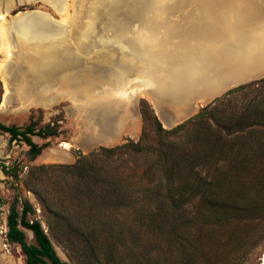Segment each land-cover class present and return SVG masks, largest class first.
<instances>
[{
	"label": "rangeland",
	"instance_id": "obj_1",
	"mask_svg": "<svg viewBox=\"0 0 264 264\" xmlns=\"http://www.w3.org/2000/svg\"><path fill=\"white\" fill-rule=\"evenodd\" d=\"M180 1L0 0V33L8 39L0 41V123L19 129L30 125L36 133L30 140L39 147L32 156L22 141L11 142L0 132V264H24L18 245L5 238L11 207L17 220L26 210V221L40 224L55 255L67 264H262L264 155L258 153L264 151L263 84L225 96L237 86L226 90L169 134L156 129L152 109L140 99L138 137L122 136L105 148L127 146L105 154L88 127L94 85L89 74L100 82L109 74L100 68L83 73L72 65L61 67L55 58L48 68L50 59L29 57L11 74L4 59L1 45L14 41L8 24L21 16L35 18V33L42 31L36 16L50 31L64 25L69 33L65 45L71 46L77 26L98 32L114 23L112 18L167 11L168 2L178 6ZM248 1L264 9V0ZM32 61L51 70V78L33 87L35 77L27 66ZM25 86L31 88L29 97L23 96ZM98 88L103 94V86ZM77 158L80 169L74 172L70 166ZM233 165L246 166L248 175L232 179ZM205 184L215 187L206 193ZM22 232L25 243L35 245L31 231Z\"/></svg>",
	"mask_w": 264,
	"mask_h": 264
},
{
	"label": "crops",
	"instance_id": "obj_2",
	"mask_svg": "<svg viewBox=\"0 0 264 264\" xmlns=\"http://www.w3.org/2000/svg\"><path fill=\"white\" fill-rule=\"evenodd\" d=\"M251 7L257 9L248 0H181L178 6L168 2L167 11L112 18L114 23L82 39L75 32V45L92 52H118L132 61L120 77L89 79L95 87L103 86V94L97 88L90 92L88 113L89 131L96 133L100 146H113L122 136L138 137L140 99L148 103L161 127L170 129L226 90L262 77L264 66L240 72L239 51L231 49L236 34L247 31L244 19L255 17L248 13ZM233 63L237 70L229 69ZM220 64L224 79L215 88L213 78Z\"/></svg>",
	"mask_w": 264,
	"mask_h": 264
},
{
	"label": "bare ground",
	"instance_id": "obj_3",
	"mask_svg": "<svg viewBox=\"0 0 264 264\" xmlns=\"http://www.w3.org/2000/svg\"><path fill=\"white\" fill-rule=\"evenodd\" d=\"M248 13H253L255 17L252 18L249 16V18L246 17L244 19V17L242 16L244 20H248L249 24L247 26V31L246 33L245 32L237 33L236 42L231 45L232 47L231 49L234 50L236 48L239 51L238 54H239L240 63L238 64L239 66L238 70H240V72H242L243 69H246V68L249 69V68L264 66V9H259L258 7L257 9H255V7L254 8L251 7ZM93 15L94 13L90 14V16H93ZM33 19L35 18L21 16L15 19L13 24L12 23L8 24L9 25L8 29L10 28L9 29L10 32L14 33V35L9 36L10 37L9 39L11 41L12 40L14 41L11 43V45L7 44L5 45V47L1 45V47L4 52L5 61L11 64V67H10L11 70L9 71L11 74L14 72V68L18 66L19 62H23V63L28 62L27 60L28 57L32 58V60L50 59L51 63H46L47 65L50 66L48 68H51L53 66L54 62H52V60L54 58L56 59V65L60 64L61 67L64 66L65 64L72 65V66H75V68H77L78 70H81V72L83 73H87L89 71L90 72L97 71L98 70L97 68H100V69H103L105 73L109 74L111 78L120 77L126 67L132 66V61L125 60L121 56V54L118 52L111 53V54L105 53L104 51L92 52V51L87 50L86 47L82 46L81 44L75 45V43H73V45L71 46H66L65 38L68 37V35H66V33L68 32H65V26L62 25V27L53 29L50 31V26L40 16L39 17L36 16V19L38 23H41L40 29H42V31L41 33H37V32L35 33L37 29V25ZM77 28H76V34L79 33V35L82 36L81 39L85 38V36H87L88 33L91 32L89 26L85 29L84 28L77 29ZM51 34H54V35H51ZM17 37H21L22 39L17 40L16 39ZM60 40H62V42L60 43L57 42ZM0 41L1 42L7 41L8 43V39L4 35L2 30L0 33ZM226 51H227V48H224V52ZM58 53H60L59 55L60 57L58 56ZM52 54H54L55 57H53L54 55ZM86 54H87V58H86ZM233 55H234L233 59H235V54ZM58 57L59 59H61L60 63L58 62L59 60ZM237 60H238V57H237ZM37 62L38 61L36 62L32 61L31 64L29 63L27 64V66H29V71H30L31 76L35 77L34 80H31V86L33 84L35 85L37 80H41V79L46 80L47 77H50L49 74L51 73V70H48L46 68L41 69L40 68L41 63H37ZM43 63H45V61H43ZM2 64L4 63L0 62V69H1V66H3ZM222 66L224 65L223 64L217 65V71H216L217 73L215 74L213 78L214 81L217 83L215 88L218 85H221L224 79V76L222 78L223 72L221 73L220 71V68ZM229 69L237 70L236 64L233 63V65ZM85 70H88V71L85 72ZM240 72H239V75H241ZM260 72H257V73H260ZM52 73L54 74L55 72L52 71ZM93 76H96V74H94ZM89 78H90V74H89ZM20 80L24 85H27L26 80L24 78H20ZM95 88H97V90L100 91L98 86L95 87V85H92L89 89L90 97L92 94L90 92L94 90ZM30 89L31 88H29V90L27 91L26 86H25V89L23 91L24 97H26V94L30 93ZM262 264H264V257L262 259Z\"/></svg>",
	"mask_w": 264,
	"mask_h": 264
},
{
	"label": "trees",
	"instance_id": "obj_4",
	"mask_svg": "<svg viewBox=\"0 0 264 264\" xmlns=\"http://www.w3.org/2000/svg\"><path fill=\"white\" fill-rule=\"evenodd\" d=\"M256 83H260L264 85V77L257 80V81H251L248 82L246 84L237 86L236 88H234L233 90H230L229 92H227L225 94V96H227L228 94H232L236 91H240L243 90L251 85H254ZM142 100L139 101V105L141 104ZM151 117L152 120L155 124V127L158 131L164 133V134H169L171 132H174L175 130L179 129L180 127H182V125H177L175 126L173 129L169 130V131H164L161 128V125L159 124L158 120L156 119V117L151 113ZM0 132L2 133H6L9 136V141H22L28 148H29V153L32 156H35L38 154L39 152V147H37L33 142H31L30 137L33 135H36V133L33 131L32 127L30 125L26 126L24 129H19L15 126H6L4 124L0 123ZM132 146H130L132 148L133 151L138 150V147L131 144ZM127 143L118 145V146H114V147H110V148H103V147H99V151L105 153V154H112L114 152H117L119 150H121L122 148L126 147ZM245 150H248L250 148L248 147H244ZM226 152V150L224 151V153ZM244 155L246 154V151H244L243 153ZM258 154L264 155V151H259ZM79 159L77 158L75 163L70 166V168L75 172L76 170H79ZM232 169L234 171L233 176L231 177L232 179L238 174L241 175H248L249 171L246 168V166H238V165H233ZM231 171V170H229ZM226 173V172H224ZM81 175V174H80ZM223 176V175H222ZM224 177V176H223ZM186 186V184L183 185V187ZM213 187H215L214 185H206L205 184V188L204 191H206V193L212 191ZM198 189H200V187H197ZM241 188V187H240ZM240 188H238L237 190H240ZM225 189L230 191L231 187L230 186H225ZM202 194V192H201ZM173 198L170 196V202H172L171 204H174V200H172ZM225 207V206H224ZM26 215V210H23L21 212V215L19 217V220H17V213L15 211V209L13 207H11L9 209V213L7 216V222H6V226H7V230H6V239L8 242L10 243H15L19 246L21 253L24 256V264H67L63 261H61L54 253L48 239L46 238V236L44 235L40 224L37 221H31L28 222L26 221L25 218ZM18 224L20 227L26 228L28 230L31 231L34 241H35V245H28L25 243L24 241V236L22 231L18 228ZM112 245H110V249ZM111 251V250H110ZM109 251V252H110Z\"/></svg>",
	"mask_w": 264,
	"mask_h": 264
},
{
	"label": "flooded vegetation",
	"instance_id": "obj_5",
	"mask_svg": "<svg viewBox=\"0 0 264 264\" xmlns=\"http://www.w3.org/2000/svg\"><path fill=\"white\" fill-rule=\"evenodd\" d=\"M103 148H105V147H103ZM18 228L22 231V228H23V227H20L19 224H18ZM6 230H7V226H6ZM22 233H23V232H22ZM5 234H6V232H5ZM5 238H6V236H5ZM6 240H7V239H6ZM18 247H19V246H18ZM19 249H20V248H19ZM22 255H23V254H22ZM23 257H24V256H23Z\"/></svg>",
	"mask_w": 264,
	"mask_h": 264
},
{
	"label": "water",
	"instance_id": "obj_6",
	"mask_svg": "<svg viewBox=\"0 0 264 264\" xmlns=\"http://www.w3.org/2000/svg\"><path fill=\"white\" fill-rule=\"evenodd\" d=\"M262 77H264V75H263ZM262 77L256 78V79H254V80L260 79V78H262ZM254 80H251V81H254ZM251 81H248V82H251ZM248 82H246V83H248ZM242 84H244V83H242ZM242 84H239V85H242ZM239 85H237V86H239Z\"/></svg>",
	"mask_w": 264,
	"mask_h": 264
}]
</instances>
